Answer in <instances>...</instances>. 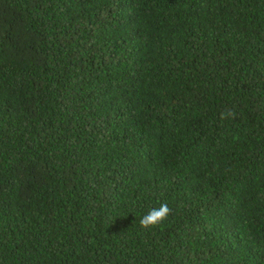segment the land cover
Instances as JSON below:
<instances>
[{"label": "trees", "instance_id": "obj_1", "mask_svg": "<svg viewBox=\"0 0 264 264\" xmlns=\"http://www.w3.org/2000/svg\"><path fill=\"white\" fill-rule=\"evenodd\" d=\"M0 264H264V0H0Z\"/></svg>", "mask_w": 264, "mask_h": 264}, {"label": "clouds", "instance_id": "obj_2", "mask_svg": "<svg viewBox=\"0 0 264 264\" xmlns=\"http://www.w3.org/2000/svg\"><path fill=\"white\" fill-rule=\"evenodd\" d=\"M170 214L167 204H161L158 208H152L145 214L140 223L144 228H154L162 224Z\"/></svg>", "mask_w": 264, "mask_h": 264}]
</instances>
